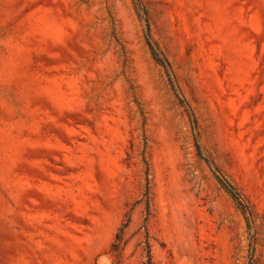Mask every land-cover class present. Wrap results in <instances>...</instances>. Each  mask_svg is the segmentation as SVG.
<instances>
[{
	"label": "rangeland",
	"instance_id": "obj_1",
	"mask_svg": "<svg viewBox=\"0 0 264 264\" xmlns=\"http://www.w3.org/2000/svg\"><path fill=\"white\" fill-rule=\"evenodd\" d=\"M148 247L264 264V0H0V264Z\"/></svg>",
	"mask_w": 264,
	"mask_h": 264
},
{
	"label": "trees",
	"instance_id": "obj_2",
	"mask_svg": "<svg viewBox=\"0 0 264 264\" xmlns=\"http://www.w3.org/2000/svg\"><path fill=\"white\" fill-rule=\"evenodd\" d=\"M139 1V0H136ZM141 18L145 21L146 23V27H147V34L145 36V41H146V45L148 46V49L151 53V56L153 58V60L156 62L157 65H159L162 70L164 71V74L166 76L167 82L173 92V94L176 96L179 104L184 107L185 105V100L182 97V95L180 94V92L177 89L175 80H174V76H173V72L171 69V65L169 63V61L167 60V58H165V56L163 55V53L159 50L157 44L152 40L151 37V33H150V27L148 24V20H147V15L145 10H142V16ZM188 112V110H187ZM190 118H191V123L192 125L196 128L197 126V122L196 119L190 114ZM196 148L198 153H200V148L199 145L196 144ZM219 184L221 185V187L232 197V199L235 201L237 207L241 210V212L246 216L249 215L248 212V207L247 205L244 203L241 195L237 192V190L234 188V186L232 184H230L224 177H222L220 174H218L216 176ZM248 221V218H247ZM248 228H250V225L248 224ZM148 264H151V253L148 247Z\"/></svg>",
	"mask_w": 264,
	"mask_h": 264
}]
</instances>
